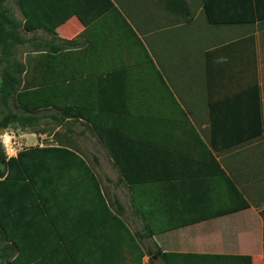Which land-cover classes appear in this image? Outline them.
I'll return each instance as SVG.
<instances>
[{
  "label": "trees",
  "instance_id": "16d2710c",
  "mask_svg": "<svg viewBox=\"0 0 264 264\" xmlns=\"http://www.w3.org/2000/svg\"><path fill=\"white\" fill-rule=\"evenodd\" d=\"M106 1L108 11L93 25L101 26L113 20L116 26L132 31L119 7L112 0ZM203 1L212 23L264 20L262 0ZM20 2L29 18L24 28L33 30L72 5L74 0ZM227 3L250 8L244 16L226 17L222 5ZM166 4L185 21L193 20L187 0H166ZM41 11L45 13L37 16L36 23L35 15ZM22 28V20L16 17L6 0H0V127L7 130L16 125L23 131L55 132V136L62 138L56 127L71 125L73 120L85 123L111 152L114 163L122 171V180L131 189L135 211L146 221L143 233L132 230L122 215L124 205L119 199L109 201L96 170L76 149L63 143L36 145L8 157L0 141V264H142L146 254L155 253L162 264H254L251 254L164 251L160 246L152 250L143 243L145 236L153 237L252 205L212 153V150L219 152L236 145L223 140L227 138L225 133H229L231 119L220 109L228 106L233 98L210 106L211 151L200 133L191 128L209 156L208 161L202 160L201 173L204 174L183 173L174 177L165 174L161 166L176 160L150 162L144 158L146 147L139 141L143 134L133 125L145 124L149 118L146 112H129L128 104L126 108L117 103L105 105L106 101L101 104L105 92H101L99 81L90 79L100 76L84 63L88 59L82 50H67L53 43L56 38L41 41L35 48V37H28ZM250 39L254 41L253 37ZM90 41L93 43L95 39L90 38ZM23 46L28 47L24 60L19 58V48ZM72 63L77 71L68 73ZM259 90L256 86L234 98L252 92L258 96ZM194 149L196 151V146ZM201 151L188 152L201 154ZM129 154L134 158L129 159ZM198 157L201 160V156ZM188 160L190 158H183L184 162ZM210 161L217 171L206 169ZM200 182L205 183V191L217 189L216 196L226 198V206L212 213L199 208L200 194L194 197L193 193L203 187ZM197 197L199 202L194 204ZM261 215L264 219V208ZM148 264L161 263L150 258Z\"/></svg>",
  "mask_w": 264,
  "mask_h": 264
},
{
  "label": "crops",
  "instance_id": "0c3cea01",
  "mask_svg": "<svg viewBox=\"0 0 264 264\" xmlns=\"http://www.w3.org/2000/svg\"><path fill=\"white\" fill-rule=\"evenodd\" d=\"M8 1L6 0V4H8ZM112 1L126 17L133 29L132 31L127 27L116 26L113 20H108L109 22L101 26L93 25L108 11L106 0H97L96 2L92 0H74L72 5L44 21V24L40 27L33 30L24 28V33L28 37L32 35L35 37V48L39 47L41 41L56 38L57 40L53 41L54 44L66 47L67 50H82L85 59H88L84 63L96 70L97 76H100L98 79L96 77H90V79L99 81L101 92H105L103 94L105 100L101 101V104L104 101H106L105 105L108 106L117 103L122 108H126L125 105L128 104L129 108L127 110H130L129 112H146L149 115L146 123L133 125L136 131L138 129L140 130L139 133L143 134L141 136L143 138H140L139 141L146 147L147 156L144 158L149 159L150 162L158 159L161 162L163 160H176V162L165 167L164 164L161 166L164 168L165 174L174 177L181 176L183 173L190 176H202L204 174L201 173L203 171L202 160L208 161L209 156L197 141L191 128H195L200 133L211 151L209 145L212 130L210 106L226 98H233L228 106L220 109L231 119L228 123L229 133L227 135L225 133L224 137L227 138H223V140L231 141L230 143L236 145L219 152L212 150V153L221 167L234 179L238 188L246 194L250 201L251 194H257L258 197V202L251 201L252 205L247 209L191 224L205 223L209 220H216L219 223L211 230L212 236H215V238L204 237L195 241L191 240L197 246L193 245L194 247L190 248L189 246L186 247L185 243L181 248L167 249L157 241V236L162 233L153 235V237L145 236L143 238L144 245L148 249L155 250L148 245V240H151L156 248L160 246L164 251L250 254L242 253L248 251L245 250L242 244L233 247V236L238 241L240 239L245 240V236H249L250 239L253 238L251 226L255 221L258 222L257 227L260 224L262 225L258 237H262L263 257L264 219L261 210L264 208V20L255 23H212L207 18V9L203 0H187L193 14V20L190 22L173 13L168 8L166 0H152L155 11L154 16L152 13L142 16L139 13L131 12L124 0ZM226 1L229 2V0ZM262 6L264 8V0H262ZM249 8L234 7L230 6L229 3L222 5L223 15L226 17L244 16ZM11 9L13 10L12 7ZM44 13L45 11H41L40 14L37 13L35 16L36 18L37 16L42 17ZM18 15L21 16L22 19L20 20L24 22V25L29 22L24 10ZM201 16L204 18L200 22L202 28H196L197 30L189 35L190 40L189 42L187 40V49L189 50L191 65H194L197 70L201 69L200 73L203 76L205 87L201 94L198 92L187 94L184 87H181L173 77V73L168 70L167 60L158 51L160 46L159 33L172 31L174 37H182L185 31H189L195 26ZM34 21L37 23L39 17ZM250 37H253L254 41ZM90 38L95 39V42L92 43ZM99 38L102 39L98 40ZM68 69V73L77 71L74 63L70 64ZM256 86L260 88L258 96L255 92H252L248 96L234 98L239 96L238 93L251 90ZM195 96L201 99H197ZM122 111H125V109ZM48 119L52 120L51 118ZM75 123L82 122L73 120L72 124ZM72 124L68 126V132H74ZM82 124L85 125V129L90 130L92 135L95 136L99 152L82 150L79 147L70 145V136L66 138L68 143L65 144L82 153L96 172V164L99 165L102 161L106 162V166L109 168L106 171L109 173L103 174V177H106L109 184L112 183L115 187L122 186L127 189V194L129 192V206H127L119 191L111 192L109 185L103 183L101 175L97 172L109 201L114 202L119 199L124 205L122 215L128 221L132 230L143 233L146 220L140 213L135 211L131 199V189L122 180V171L114 163L111 152L103 145L99 137L88 125ZM51 134L54 136L55 132ZM240 136L246 137L237 138ZM26 137L34 144L30 146L59 144H36L35 142L39 139L41 141L44 139L39 138L36 134ZM24 142L25 139L22 138L21 143ZM5 143L8 149L13 150L10 154L6 152L8 157L15 156L20 150L30 147L26 146L15 150L14 148L17 146L14 141L11 138L7 139V137H5ZM188 151H201V154H189ZM199 155L201 160L198 157ZM128 158L133 159L134 157L129 154ZM183 158H190V160L184 162ZM206 165V169L217 171V167L212 165L211 161ZM151 166L157 168L156 164ZM114 174L115 179L113 178ZM200 184L203 187L200 186L193 193L194 197L200 194L201 207L199 208L212 213L214 210L226 206V198L216 196L215 191L217 189L205 191V183L200 182ZM213 197L216 198L212 199ZM212 200L215 201L211 202ZM198 202L197 197L194 199V204ZM187 206L192 208L190 205ZM128 210L130 216H128ZM237 213H244L245 215L234 224L227 221ZM135 223H139L137 229L132 227ZM175 230L177 229L170 231ZM206 231L208 230L202 229L200 232L204 234ZM200 232L198 233L201 234ZM239 234H241V237H239ZM220 240L227 241L222 244L223 241L219 242ZM198 246L200 247L197 248ZM150 258H154L155 261L161 264L163 263L155 253L152 255L146 254L142 259V264H148Z\"/></svg>",
  "mask_w": 264,
  "mask_h": 264
},
{
  "label": "rangeland",
  "instance_id": "374dc122",
  "mask_svg": "<svg viewBox=\"0 0 264 264\" xmlns=\"http://www.w3.org/2000/svg\"><path fill=\"white\" fill-rule=\"evenodd\" d=\"M156 1V0H155ZM126 6H129V10L131 12L139 13L142 16H146L147 14H151L154 16V9L152 5V0H124ZM8 6L12 7L15 15L17 18L22 19L21 16L18 14L22 12V2L20 0H9L8 1ZM28 9V7H27ZM198 18V21L196 22L195 26L189 30L185 31V33L182 35V37H174L172 31L168 33H159V38H160V43H159V50L161 56H163L168 64L167 68L170 72L173 73V77L178 81L179 85L181 87H184L185 91L187 94L198 92L199 94L203 93L204 91V79L201 72V69L197 70L194 65H191L190 63V55H189V50L187 49V40L189 42L190 40V34L192 32H195L197 29L202 28V25L200 22L203 21L204 18ZM33 24V22H31ZM201 25V26H200ZM207 25V24H206ZM206 25H203L207 27ZM197 28V29H196ZM24 22H23V28L22 31L24 33ZM180 36V35H179ZM188 36V37H187ZM187 38V39H186ZM27 46H23L19 48V58L24 60L26 55L24 54V51L27 50ZM194 97V95H193ZM196 97V96H195ZM197 99H201L196 97ZM195 99V98H194ZM70 122V121H68ZM72 124V123H71ZM74 125V126H73ZM69 124L64 125L63 127H56V130L60 132V136H53L51 133H44V134H39L35 131L32 130H20V128L16 125L10 126L4 133L2 132V136H0V141L2 142L4 149L6 150L7 154L12 153L13 150L8 149L6 143H5V136L10 135L12 141H14L15 145L17 146L16 149L23 148L26 146L34 145L31 143L29 140H27L28 135L34 136L36 134L39 138H44L43 141L39 139V141L35 142L36 144L38 143H68L66 142V138L70 136L71 141L70 145L74 147H79L82 150H92L96 151L97 153L99 152L98 144L96 143V138L95 136L92 135V132L88 129H85V125L82 123H75L72 124V128L74 132H68ZM42 127V126H41ZM28 134V135H27ZM69 134V135H68ZM25 136V137H24ZM44 136V137H41ZM51 136V137H48ZM25 139L24 143H21V139ZM7 139H9L7 137ZM14 150V151H15ZM105 166V168H104ZM96 169L97 172L101 175V179L103 180V183L106 185H109L110 191L111 192H118L120 193V196L122 200H124L127 206H129V200H128V194H127V189L124 187H115L114 184H109L108 181L106 180V177H103V174L107 173L106 169V162L102 161L101 164H96ZM109 173V172H108ZM107 173V174H108ZM112 177V173H111ZM113 178L115 179L116 176L114 174ZM249 196V195H248ZM250 199L252 202H258V197L257 194H251ZM131 214L129 213L128 210V216ZM244 213H237L233 217L229 218L227 221L232 222H238L244 217ZM218 221L216 220H209L205 223H199V224H194L188 227H184L181 229H177L175 231H169L166 233H162L157 236V241L158 243L167 248V249H176V248H181L183 245L186 243V247H194L197 245H194L191 241L192 239L195 241L196 239L198 240L199 238H215V236H212L211 230L214 229L217 226ZM258 222L253 221L252 223V233H253V238H249L245 236V240L238 241L236 237L233 236L234 244L233 247H237L238 245L240 246L242 244L243 247H245V250H248L246 252L242 253H250L253 255L254 258V264H264V256L262 257V237H258V234L262 230V225L258 226ZM134 229H137L139 227V223H135L134 226L132 225ZM202 229L208 230L206 232H200ZM200 232L201 234H199ZM262 235V232H261ZM195 236V237H194ZM197 236H199L197 238ZM194 237V238H193ZM239 237H241V234H239ZM187 238V239H186ZM185 240V241H184ZM223 241V242H222ZM227 240H220L219 242H224ZM261 241V243H260ZM238 244V245H237ZM148 245L156 249L155 245L152 243L151 240H148ZM194 245V246H193ZM201 246V245H200ZM198 246L197 248H199Z\"/></svg>",
  "mask_w": 264,
  "mask_h": 264
},
{
  "label": "water",
  "instance_id": "95a60500",
  "mask_svg": "<svg viewBox=\"0 0 264 264\" xmlns=\"http://www.w3.org/2000/svg\"><path fill=\"white\" fill-rule=\"evenodd\" d=\"M6 131V129H4V128H2V127H0V136H2L1 134H2V132L4 133Z\"/></svg>",
  "mask_w": 264,
  "mask_h": 264
},
{
  "label": "bare ground",
  "instance_id": "6f19581e",
  "mask_svg": "<svg viewBox=\"0 0 264 264\" xmlns=\"http://www.w3.org/2000/svg\"><path fill=\"white\" fill-rule=\"evenodd\" d=\"M5 137H9V138H11V136H10V135H6Z\"/></svg>",
  "mask_w": 264,
  "mask_h": 264
}]
</instances>
